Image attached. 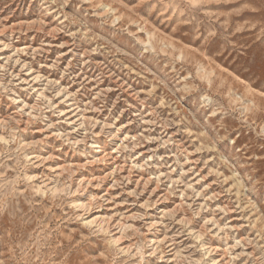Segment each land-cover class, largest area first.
<instances>
[{
	"label": "rangeland",
	"instance_id": "1",
	"mask_svg": "<svg viewBox=\"0 0 264 264\" xmlns=\"http://www.w3.org/2000/svg\"><path fill=\"white\" fill-rule=\"evenodd\" d=\"M61 2L0 0V261L264 264V0Z\"/></svg>",
	"mask_w": 264,
	"mask_h": 264
},
{
	"label": "clouds",
	"instance_id": "2",
	"mask_svg": "<svg viewBox=\"0 0 264 264\" xmlns=\"http://www.w3.org/2000/svg\"><path fill=\"white\" fill-rule=\"evenodd\" d=\"M58 0H50V3H57ZM67 0H62L61 3H58V6L62 7L63 4H66ZM57 31H59L58 29H53L52 32L48 33L49 35H54ZM3 48H9L11 47L10 44H3L2 45ZM114 47V46H113ZM127 55V54H125ZM53 67H55V65H53ZM144 72H150L151 70L149 68H144L143 69ZM39 79V78H38ZM154 79H156L154 77ZM158 84L159 85H163L164 87H166V85H164V81L163 80H158ZM3 87L7 90V85H3ZM30 88V85H29ZM66 91V90H64ZM21 103H23L21 101ZM215 113H213L214 115ZM23 117H24V111L21 110L18 114H16V120L12 121L11 118H8V120H6L3 124V127L5 129H15L14 132H12L9 136V139L12 141H16L18 142V136L22 135L23 132H30L32 131V125H34L37 120H39L42 124H43V132L47 135V134H52L56 137V139L61 140L64 144H70L72 147L76 146V142L73 140L68 139L70 133L68 132H50L51 129H54L56 127V123H58L59 121L56 122H45V118L43 117V112L42 111H34V112H29L28 113V122L27 124L24 125V128L21 130L20 129V123H23ZM193 119H196L195 116H193ZM75 127L73 128L72 131H75ZM45 141L44 140H40V141H32L31 144H23L22 147L23 148H30V147H34L37 144H43ZM84 141L81 140L80 143H83ZM5 144L8 143V141L4 142ZM5 151H7V149H5ZM3 153H0V155H2ZM49 159H51V157H49ZM0 264H5L4 261H0Z\"/></svg>",
	"mask_w": 264,
	"mask_h": 264
}]
</instances>
